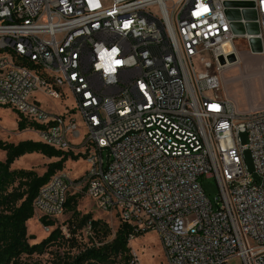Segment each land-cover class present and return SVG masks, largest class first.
Masks as SVG:
<instances>
[{
	"label": "built area",
	"instance_id": "obj_1",
	"mask_svg": "<svg viewBox=\"0 0 264 264\" xmlns=\"http://www.w3.org/2000/svg\"><path fill=\"white\" fill-rule=\"evenodd\" d=\"M241 38L264 55V0H0V106L88 165L39 189L38 221H60L86 190L119 223L155 232L168 264H264V111L240 115L221 93ZM38 95L76 106L51 112Z\"/></svg>",
	"mask_w": 264,
	"mask_h": 264
},
{
	"label": "trees",
	"instance_id": "obj_2",
	"mask_svg": "<svg viewBox=\"0 0 264 264\" xmlns=\"http://www.w3.org/2000/svg\"><path fill=\"white\" fill-rule=\"evenodd\" d=\"M17 123L19 131L38 128V124L29 122L19 114ZM0 150L6 155L5 160H0V264H30L23 259L24 255L42 254L53 246L68 247V250L56 255L53 264H136L130 241L131 237L143 232H135L130 224L121 222L113 239L106 241L112 231L102 219H93L88 213L74 224L80 215L79 194L69 196L65 204L66 214H71L68 220L71 236H65L62 229L57 227L41 241L30 244L35 236L29 235L27 223L35 215L33 202L39 189L55 173L65 168L69 158L78 160L80 156L32 140L13 143L0 139ZM30 153H40L58 160L49 162L42 175L33 168H12L17 158ZM41 221L45 227L54 225L53 220L42 218ZM88 221H91V230L99 237V244L80 248L76 233L85 228Z\"/></svg>",
	"mask_w": 264,
	"mask_h": 264
},
{
	"label": "rangeland",
	"instance_id": "obj_3",
	"mask_svg": "<svg viewBox=\"0 0 264 264\" xmlns=\"http://www.w3.org/2000/svg\"><path fill=\"white\" fill-rule=\"evenodd\" d=\"M235 45L240 59L235 64L226 66L222 70L221 93L234 104L236 112L240 115L264 111V55L254 53L249 41L243 38L237 39ZM37 97L47 110L55 113H64L68 108L72 109L76 106V102L72 96L59 101L44 95H38ZM17 118L18 113L11 107L0 106V139L13 143L25 140L40 141L38 133L34 130L26 129L19 131ZM240 139L243 144H247L248 134L241 133ZM244 160L247 169L252 173L254 179H259L252 152L248 148L244 151ZM71 161H78L74 165V168H79L80 174L86 168V160L83 157H80L78 160L71 158ZM47 164V157L40 153H30L17 158L12 168H33L37 172H42ZM200 182L209 199L213 202L215 208H217L218 198H220V188L216 179L203 175L200 177ZM78 194L80 195L78 205L80 215L76 218L77 220L74 224H77L82 216L90 213L93 219H102L104 222H107L111 228L112 235L106 241L112 240L120 225L119 219L114 217L110 212L99 209L95 205L94 200L88 197L86 190ZM70 216L71 214H66L65 212L61 216L60 221H54L50 232L62 226L66 228L68 235L71 236V226L68 223L69 218H71ZM44 228L45 226L42 221H38L36 216L30 219L28 224L29 235L34 234L35 236L34 240H30V244L39 242L46 236ZM76 238L80 248L99 244V237L92 230L89 231L86 228L78 230ZM130 242L136 264H168L160 244V239L155 232L149 230L143 231L141 235L134 237ZM64 250H68V247L53 246L42 254L24 255L23 259L30 264H53L56 255L62 254ZM73 252H76V250L73 249ZM239 261L240 259L235 258L233 264H239Z\"/></svg>",
	"mask_w": 264,
	"mask_h": 264
},
{
	"label": "crops",
	"instance_id": "obj_4",
	"mask_svg": "<svg viewBox=\"0 0 264 264\" xmlns=\"http://www.w3.org/2000/svg\"><path fill=\"white\" fill-rule=\"evenodd\" d=\"M48 159V163L49 162H52V161H56L58 160L57 158H47ZM0 160H5V152H0ZM15 162V161H14ZM78 162V161H77ZM76 161H71V158H69L66 163H65V168L62 170L63 172H65L66 174H68L71 178H78L80 177L83 173H84V170L88 167L87 163H86V168L83 170V172L80 174V170L79 168H74V165L77 163ZM14 164V163H13ZM12 164V166H13ZM46 170V167L45 169L42 171V172H38L40 175H42Z\"/></svg>",
	"mask_w": 264,
	"mask_h": 264
},
{
	"label": "bare ground",
	"instance_id": "obj_5",
	"mask_svg": "<svg viewBox=\"0 0 264 264\" xmlns=\"http://www.w3.org/2000/svg\"><path fill=\"white\" fill-rule=\"evenodd\" d=\"M240 59V57H239V55L235 58V60L234 61H232V62H229V65H233V64H235L238 60ZM228 65V66H229ZM30 222V221H29ZM29 222L27 223V224H29ZM50 230H51V228H49L48 230H46L45 228H44V232L46 233V234H48L49 232H50ZM132 241V240H131ZM130 245H131V242H130Z\"/></svg>",
	"mask_w": 264,
	"mask_h": 264
},
{
	"label": "water",
	"instance_id": "obj_6",
	"mask_svg": "<svg viewBox=\"0 0 264 264\" xmlns=\"http://www.w3.org/2000/svg\"><path fill=\"white\" fill-rule=\"evenodd\" d=\"M230 17H234L235 15H232L231 13L229 14ZM235 60V57L232 55L229 57V61L232 62Z\"/></svg>",
	"mask_w": 264,
	"mask_h": 264
}]
</instances>
